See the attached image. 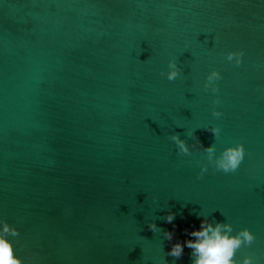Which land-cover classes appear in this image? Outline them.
I'll use <instances>...</instances> for the list:
<instances>
[{
	"label": "water",
	"instance_id": "95a60500",
	"mask_svg": "<svg viewBox=\"0 0 264 264\" xmlns=\"http://www.w3.org/2000/svg\"><path fill=\"white\" fill-rule=\"evenodd\" d=\"M188 130L217 154L243 143L239 168L197 179L205 154L169 139ZM198 213L249 228L236 259L264 264V0H0V217L24 264H191L162 231L191 238Z\"/></svg>",
	"mask_w": 264,
	"mask_h": 264
},
{
	"label": "clouds",
	"instance_id": "9594fccd",
	"mask_svg": "<svg viewBox=\"0 0 264 264\" xmlns=\"http://www.w3.org/2000/svg\"><path fill=\"white\" fill-rule=\"evenodd\" d=\"M243 50L228 51L226 60L234 63L239 67L242 63ZM181 67L175 58L169 59L167 62V71H161V76H166L169 81L176 79L181 74ZM222 74L217 68H212L203 80V90L217 94L220 91L219 81ZM221 103L219 95H215L212 99L211 114L213 117L220 119L224 113L217 107ZM214 138L220 136V128L212 125L206 128ZM188 137L193 139L190 144L186 139H182L179 133L173 132L169 139L174 142L178 154L190 156L192 151L203 152L206 163H200V171L197 173V179L204 176L209 166L213 171H222L224 173L235 172L245 158V146L243 143L230 144L224 147L219 154L216 151V145L210 144L203 146L199 138L195 136L192 130L186 132ZM199 163V162H198ZM158 197H153L155 202ZM176 213L169 210L164 216L166 223H172ZM203 218L199 221V227L183 229L187 237L183 241L180 239L173 242L174 230L177 227L173 224V230L164 229L162 231L163 238L171 244L167 255L179 259L184 254L185 247L191 249V264H259V258L256 254L243 255L241 259H236L238 250L244 247H250L257 239L256 235L247 227L234 231L233 225L229 222L216 220L209 215L197 214ZM148 230L156 233L161 231L157 224L149 221ZM19 236V229L10 224L6 219L0 217V264H24L23 259L15 252L14 238ZM164 264H168L164 261Z\"/></svg>",
	"mask_w": 264,
	"mask_h": 264
}]
</instances>
